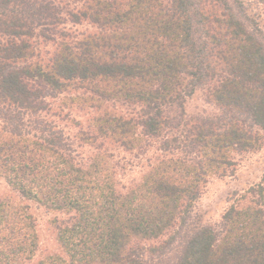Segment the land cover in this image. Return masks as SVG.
<instances>
[{
    "label": "trees",
    "instance_id": "trees-1",
    "mask_svg": "<svg viewBox=\"0 0 264 264\" xmlns=\"http://www.w3.org/2000/svg\"><path fill=\"white\" fill-rule=\"evenodd\" d=\"M84 23L95 32H72ZM199 91L216 114H188ZM60 97L88 113L86 144L145 154L158 143L139 185L119 192L98 156L79 165L46 119ZM263 147L264 31L243 1L0 0V176L69 215L55 222L62 254L35 262L33 216L0 201V264H264L263 184L215 227L194 215L233 154Z\"/></svg>",
    "mask_w": 264,
    "mask_h": 264
},
{
    "label": "rangeland",
    "instance_id": "rangeland-1",
    "mask_svg": "<svg viewBox=\"0 0 264 264\" xmlns=\"http://www.w3.org/2000/svg\"><path fill=\"white\" fill-rule=\"evenodd\" d=\"M247 8V13L254 19L262 31H264V4L256 0H241ZM72 32L76 34H88L95 32V28L84 23L72 26ZM55 46L46 45L42 54L53 53ZM115 110L119 115H135L138 110L127 105H115ZM58 114L50 113L46 119L67 139L72 147L73 155L79 165L84 169H89L93 160L98 156L102 163L106 165L107 172L114 173L116 188L121 193H126L129 189L139 185L145 175L149 172L148 165L155 163L161 153L157 150L158 143L153 141L147 153L128 152L122 147L105 142L103 147L86 144L80 140V132L87 129L89 115L86 111L76 110L71 106L69 99L60 97L54 102ZM186 109L189 115H214L217 110L214 106L206 102L205 91H199L188 101ZM235 167L232 172H228L225 177L211 176L208 179L203 194L197 202L194 215L202 225L217 226L225 211L238 197L258 184L264 185V147L254 153L233 154ZM105 169V170H106ZM0 201H11L17 206L25 207L33 216L36 222V231L39 238V249L35 258L38 262L51 255H61L62 250L57 241L58 229L56 221H64L69 215L58 213L48 206L38 202L27 200L14 190L0 176ZM153 242H141L142 245H149Z\"/></svg>",
    "mask_w": 264,
    "mask_h": 264
}]
</instances>
